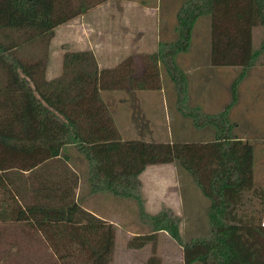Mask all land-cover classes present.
<instances>
[{
    "label": "trees",
    "instance_id": "16d2710c",
    "mask_svg": "<svg viewBox=\"0 0 264 264\" xmlns=\"http://www.w3.org/2000/svg\"><path fill=\"white\" fill-rule=\"evenodd\" d=\"M106 1L0 0V222L22 223L40 233L61 264H109L115 228L79 202L81 175L72 165V149L89 162L93 191L140 202L141 173L149 165L176 162L211 200V235L185 242L180 217L167 209L146 213L153 234L136 235L129 245L143 247L165 230L184 247L185 264H264L263 214L245 207L251 194L264 199L255 182V145L234 135L231 104L218 114L191 112L198 125L214 126L212 140H123L101 94L161 88L164 63L182 101L187 81L177 56L189 49L203 15L211 18L212 64L253 66L261 53L253 39L254 28L264 27V0H184L178 39L167 50L147 55L143 74H137L130 57L101 68L92 51L81 50L66 52L62 73L48 79V48L56 27ZM21 50H30L31 59ZM156 262L152 258L148 264Z\"/></svg>",
    "mask_w": 264,
    "mask_h": 264
},
{
    "label": "crops",
    "instance_id": "0c3cea01",
    "mask_svg": "<svg viewBox=\"0 0 264 264\" xmlns=\"http://www.w3.org/2000/svg\"><path fill=\"white\" fill-rule=\"evenodd\" d=\"M162 1L157 0L156 3L152 2V5H149L146 0H108L101 6L57 26L50 46L54 41H57V47L60 50L59 70L55 75L50 73L51 66L49 64L52 58L49 54L47 78L52 79L62 73L63 58L66 52L81 50L92 51L101 68L115 67L130 57L135 66L138 65L141 69L137 71V74H143L145 57L167 50L177 40L175 39L177 22H173L171 18L172 14L176 17V10L173 9V13L171 8L165 10L162 7ZM262 43L258 47L254 46L256 50L261 49V53L253 66L247 69L242 66H225L230 67L229 74H233V81L237 79L234 83H230V90L224 87L202 89L203 108L196 103L201 101L198 97L201 93L192 86L190 88L188 84L184 91L190 102V109L187 111L178 110L176 106L181 101L180 90L177 88L124 87L102 90V98L110 109L122 139H141L151 142H205L212 140L216 133L214 126L212 124L198 125V117L192 115L191 112L218 114L222 112L220 111L222 105L219 104L225 102L228 105L231 104L229 117L234 122V135L253 144L264 143V112L260 114L261 119L252 114L255 107L264 105V86H262V82H264V47L261 48ZM188 58L189 63L184 68L186 80L187 74L194 70L190 68L193 65L192 60L195 58ZM162 68L161 63V70ZM163 73L165 72L162 70L164 78ZM176 95L178 96L176 97ZM162 105L168 106L169 115L162 114ZM192 108L193 110H191ZM175 125L181 128L180 132H175ZM241 127L242 131H238ZM255 150L257 165L259 151L256 147ZM166 164L149 165L140 175L141 182H143L144 174L150 168L161 166L160 169L167 170L166 167L162 168V165ZM180 174L178 182H180ZM255 182L256 186L259 185V189L264 190L256 166ZM253 197L258 198L259 203L263 201L261 205L264 206V199L262 200L256 194H253ZM262 221L264 222V213Z\"/></svg>",
    "mask_w": 264,
    "mask_h": 264
},
{
    "label": "rangeland",
    "instance_id": "374dc122",
    "mask_svg": "<svg viewBox=\"0 0 264 264\" xmlns=\"http://www.w3.org/2000/svg\"><path fill=\"white\" fill-rule=\"evenodd\" d=\"M146 1L149 5H152L153 0ZM156 2L157 0L153 3ZM183 5L184 0L162 1V7L165 10L171 8L172 13L173 9L176 10V17L172 14L171 18L173 22L177 23L178 14ZM178 37L179 34L176 33L175 39H178ZM263 38L264 27L256 26L254 28V46L258 47L262 43ZM50 44L51 40L48 48L50 57L52 58L49 64L51 66L49 70L52 75H55L59 70L58 59L60 50L57 47V41H54L51 46ZM45 48L47 50V47ZM39 49L37 47L33 50L38 52ZM29 51H20L26 60L31 59V57H28ZM40 53H43V51L41 50ZM188 57L195 59L192 60L193 65L190 68L194 70H191L187 74L186 81L190 88L192 86L197 92L201 93L198 96L201 101L196 102L201 108L204 105V102H202V89L206 87H224L230 90V83H234L237 80L236 77V80L233 81V74H229L230 67L216 66L211 62V18L209 15H203L198 18L193 29L189 49L179 53L177 56L178 66L183 70L189 63ZM162 67L164 71V63H162ZM140 70L137 65L136 71ZM163 74L162 87L178 89V83L169 80L166 74ZM209 75L213 77L210 78ZM262 86H264V82H262ZM170 97L173 98V96ZM209 97H212V95H209ZM189 103L187 94H184V100L179 101L176 106L178 110L187 111L190 109ZM219 105H222L220 108V111H222L228 103L223 102ZM261 112H264V105L255 107L252 114L254 117L261 119ZM169 113L168 106L164 107L162 105V114L169 115ZM176 131L180 132L181 128L175 125ZM238 131H242V127ZM254 145L259 151L256 170L264 186V143L257 142ZM71 154L72 165L81 175L79 184V188L81 189L80 195L78 196L79 202L84 208L97 214V216H100L107 223L114 225L116 242L109 264H148L152 258L157 261L156 264H185L184 247L168 231L161 230L154 233L156 239L154 238L153 241L150 240L143 248H135L129 245L130 240L136 235L153 234L154 227L144 216L146 213L157 215L163 210H172L181 218L179 227L183 239L187 243L211 235V200L203 193L199 185L195 182L194 177L178 163H165L166 165H162V168L166 167L167 170L160 169L161 166H156L152 169L150 168L144 174L143 182L139 189V195L141 196L140 202L136 198L116 195L109 191H93L89 182V162L77 150L72 149ZM179 173H181L180 182H178ZM257 187L259 188V185ZM252 198L253 201H249L245 207L249 212L255 209L259 215H262L263 204L261 205L258 198L253 197V195ZM141 203L143 206H141ZM0 264L61 263L40 233L27 228L22 223L0 222ZM193 264L202 263L195 262Z\"/></svg>",
    "mask_w": 264,
    "mask_h": 264
}]
</instances>
